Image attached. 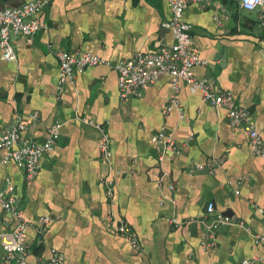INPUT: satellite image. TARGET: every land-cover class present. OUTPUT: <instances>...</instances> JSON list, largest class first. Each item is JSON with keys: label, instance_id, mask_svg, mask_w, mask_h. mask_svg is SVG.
Masks as SVG:
<instances>
[{"label": "crops", "instance_id": "crops-1", "mask_svg": "<svg viewBox=\"0 0 264 264\" xmlns=\"http://www.w3.org/2000/svg\"><path fill=\"white\" fill-rule=\"evenodd\" d=\"M28 1L0 0V6ZM47 1V27L32 39H13L17 61H5L0 52V131L22 122L27 137L43 142L52 125H62L57 145L32 180L14 161L4 164L0 151V189L14 186L17 204L33 224L29 264L58 255L64 264H242L263 256L255 236L264 237V159L252 154L245 129L231 126L227 109L213 107L181 82V107L167 114L174 94L169 77L125 102L118 73L105 65L59 89L58 50L119 62L172 44L173 34L163 25L171 17L168 0ZM184 20L192 25L194 47L209 62L196 67L195 75L214 80L250 110L264 140V7L193 3ZM84 118L106 125L109 162L101 156V131ZM163 126L181 153L160 161L154 138ZM212 161L220 162L213 173H189L194 164ZM110 175L113 199L103 184ZM211 202L233 223L218 230L216 248L205 250L203 219ZM42 217L52 220L40 234ZM122 219L138 234L140 250L117 234ZM15 226L0 203V236ZM5 256L0 241V264H10Z\"/></svg>", "mask_w": 264, "mask_h": 264}, {"label": "built area", "instance_id": "built-area-1", "mask_svg": "<svg viewBox=\"0 0 264 264\" xmlns=\"http://www.w3.org/2000/svg\"><path fill=\"white\" fill-rule=\"evenodd\" d=\"M238 3L243 9L254 11L264 7V0H231ZM212 0H168L171 10V17L164 22V27L173 34L172 44L162 45L157 51L139 53L134 58L112 62L103 59L89 52H66L58 50L55 52L59 60V89L67 84L75 85L78 76L87 69L99 65H105L114 69L118 73V85L120 97L123 101L143 96L144 90L162 77H169L174 90L167 114L174 108H180L178 99L179 84L185 82L190 87L200 93L203 99L215 108L227 109L230 124L234 128L242 127L249 137V145L254 156L264 159V140L259 134L252 112L246 108L238 106L235 98L216 86L214 80L199 78L195 75L196 67H206L209 62L200 51L193 45L192 25L184 20V14L193 3L210 4ZM48 4L47 0H32L20 6H0V52L5 61L16 62L18 59L13 39L16 37L34 38L47 26L43 17V12ZM52 48V46H49ZM37 120V115L33 116ZM86 124L97 127L101 131L100 152L105 161L112 158V143L106 125L96 124L86 118L82 119ZM61 123L52 125L45 141L40 142L25 135L26 126L18 122L12 128L0 131V151L5 152L3 163L14 161L26 175L27 180H32L37 176L40 169L41 159L54 150L60 139ZM155 147L159 153V160L163 161L167 155L175 156L181 153V149L176 145L173 134L166 126L160 128L154 138ZM220 165L219 161H212L206 164L196 163L190 169L193 174L198 171L213 173ZM113 171V167H110ZM169 176L168 172H164ZM107 189V195L113 199L114 180L110 175L103 180ZM170 189H174L173 186ZM0 203L6 213L16 222L15 228L3 233L0 236L2 248L5 252L6 260L10 264H29V245L27 242L28 231L33 224L26 219L24 211L18 206L14 186L8 183L6 189H0ZM212 220H208L209 217ZM50 217L39 219L40 226L37 230L42 234L47 225L51 222ZM176 227L181 226L177 219L171 221ZM203 223L207 229L206 239L202 246L205 250L217 247V232L225 225L233 223V218L222 213H216L214 203L207 205V211ZM242 225V224H241ZM117 234L124 238L129 245L140 250L141 244L139 236L132 226L125 220H121L117 225ZM255 243L264 249V237L255 236ZM264 262L263 256H255L250 260H245L242 264H254ZM39 264H64L61 255L49 260H41Z\"/></svg>", "mask_w": 264, "mask_h": 264}]
</instances>
